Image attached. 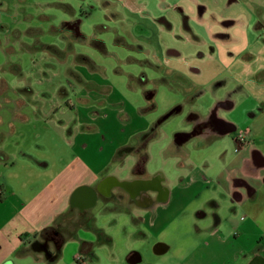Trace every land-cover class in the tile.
<instances>
[{"label":"crops","instance_id":"1","mask_svg":"<svg viewBox=\"0 0 264 264\" xmlns=\"http://www.w3.org/2000/svg\"><path fill=\"white\" fill-rule=\"evenodd\" d=\"M63 1L110 13L152 72L119 86L85 74L64 107L78 117L32 140L14 132L15 151L0 127V264L53 262L66 244L78 264H141L144 250L163 264H264V0ZM158 86L181 99L169 131Z\"/></svg>","mask_w":264,"mask_h":264},{"label":"rangeland","instance_id":"2","mask_svg":"<svg viewBox=\"0 0 264 264\" xmlns=\"http://www.w3.org/2000/svg\"><path fill=\"white\" fill-rule=\"evenodd\" d=\"M69 4L63 0H0V127L8 134L5 145L9 151L16 148L14 132L32 140L39 129L78 117L64 107L79 103V95L71 92L83 85L85 74L98 75L118 86L117 78L123 79L129 72L137 79L144 74L145 51L124 44L123 35L112 30L115 23L110 13L104 15L92 1L74 3L75 11H68ZM91 81L96 83L94 78ZM31 88L34 94L26 93ZM175 93L167 97L158 86L153 98L154 115L167 131L172 126L165 123L164 114L181 100ZM128 99L144 100L142 96ZM49 108L56 111L44 114ZM72 251L66 244L62 254L46 264H78ZM143 255L141 264H163L160 255L145 250ZM24 258L17 261L44 264L43 258ZM95 261L94 257L87 264H109L103 255Z\"/></svg>","mask_w":264,"mask_h":264},{"label":"built area","instance_id":"3","mask_svg":"<svg viewBox=\"0 0 264 264\" xmlns=\"http://www.w3.org/2000/svg\"><path fill=\"white\" fill-rule=\"evenodd\" d=\"M247 131H248V129L241 130L236 136L237 141H239L241 143L245 142ZM77 258H80V256H78Z\"/></svg>","mask_w":264,"mask_h":264},{"label":"trees","instance_id":"4","mask_svg":"<svg viewBox=\"0 0 264 264\" xmlns=\"http://www.w3.org/2000/svg\"><path fill=\"white\" fill-rule=\"evenodd\" d=\"M145 154L143 153L141 156H140V158H139V163H142L144 160H145Z\"/></svg>","mask_w":264,"mask_h":264},{"label":"flooded vegetation","instance_id":"5","mask_svg":"<svg viewBox=\"0 0 264 264\" xmlns=\"http://www.w3.org/2000/svg\"><path fill=\"white\" fill-rule=\"evenodd\" d=\"M45 233H46V232H45ZM58 241H59V240L57 239L56 243H58ZM45 245H46V244H44V246H45Z\"/></svg>","mask_w":264,"mask_h":264}]
</instances>
